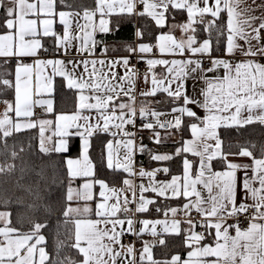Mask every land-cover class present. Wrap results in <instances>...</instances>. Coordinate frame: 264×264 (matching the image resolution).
Returning a JSON list of instances; mask_svg holds the SVG:
<instances>
[{
  "label": "snow or ice",
  "instance_id": "snow-or-ice-1",
  "mask_svg": "<svg viewBox=\"0 0 264 264\" xmlns=\"http://www.w3.org/2000/svg\"><path fill=\"white\" fill-rule=\"evenodd\" d=\"M176 13L184 20L170 24ZM114 16L147 17L168 30L154 44H124L127 55L110 58L109 51L118 49L97 35L119 30ZM144 34L135 32L139 40ZM45 38L53 42L52 58L41 56L49 52ZM217 51L223 55L214 56ZM0 60L15 62L12 72L0 73V96L13 93L12 100H0V154L23 160L25 148L17 150L8 140L26 130H38L36 147L43 156L67 154L73 138L80 139L79 155L63 160L67 188L59 201L50 195L57 178L49 184L43 168L36 184L24 189L32 198L26 207L43 211L44 218L17 227L12 212L0 210V264H264V147L259 156L254 144L232 152L221 135V129L239 134L248 125L264 126V0H0ZM139 63L146 65L143 73ZM57 77L73 93L71 112L56 110ZM139 80L145 86L138 92ZM195 82L203 84L198 93ZM158 95L170 111L153 107L163 103ZM145 130L156 146L180 135V146L160 152L145 145L143 136L138 143ZM185 132L190 138H183ZM99 135L111 137L100 163L120 176L119 187L96 176L89 153ZM144 153L157 163L179 158L181 173L166 166L137 171L136 156ZM15 168L0 164V173ZM27 170L20 168L22 174ZM160 173L170 179H157ZM76 181L81 183L74 187ZM153 208L164 218H140ZM54 214L52 255L45 230L51 233ZM239 216L247 217V228L239 226ZM125 236L135 239L125 243ZM169 237L181 239L186 258L154 257Z\"/></svg>",
  "mask_w": 264,
  "mask_h": 264
},
{
  "label": "trees",
  "instance_id": "trees-1",
  "mask_svg": "<svg viewBox=\"0 0 264 264\" xmlns=\"http://www.w3.org/2000/svg\"><path fill=\"white\" fill-rule=\"evenodd\" d=\"M119 20V30L110 34H100L98 40L104 42H119L133 41L135 36V17L131 18H117ZM146 24L151 28L154 27L153 23L148 21ZM62 82L60 79L56 81V110L57 111H69L74 109V96L73 93L63 88ZM12 100L13 93L8 92L4 96H0V100ZM38 136V130H31L26 132H21L16 134L14 137L9 138V145L15 144L17 150L21 146L25 148V152L21 153L20 156L23 157V160L17 158L15 161L11 160L10 157H5L3 154H0V164L14 163L16 168L12 172L0 173V210H9L13 214V224L17 227L26 228L31 220L36 218H44L46 215L41 211L38 214H34L30 209L26 207L27 204L31 203L32 198L28 196L25 192V188L28 186H34L39 179L36 173L40 172L41 168L44 169L45 175L48 178V183L51 184L52 178L55 176L57 182L54 185H51L50 195L53 202L59 201L64 193L66 192L67 182L64 179L65 169L63 167V160L69 156L79 155V146L80 139L78 137L73 138L72 148L67 154H52L51 156H43L38 152L36 147L37 140L35 139ZM223 139L225 140L226 145H231L230 151L237 152L239 151L240 146H250L254 144L256 147L253 149L254 153L259 156L260 150L264 147V126L259 124L248 125L245 128L241 129L239 134L235 130H224ZM94 144L91 149V156L97 166V171L99 174H110V171L100 163L102 153H103V144L102 141L97 137H94ZM32 145L29 148V145ZM149 148H153L157 151L163 152L170 149V145L156 146L151 142H147ZM166 148V149H165ZM142 162L145 164L154 163L151 160H148L147 153L141 154ZM55 165V168L53 167ZM25 167L28 169L25 173H21L20 168ZM76 183V182H75ZM43 187V184L41 185ZM23 200V205H17L16 200ZM5 201H9L5 205ZM59 205H57V208ZM55 224L56 218L55 214L53 215L50 221V228L52 229L49 234L48 230H45L46 238L48 241V248L50 254L55 255L54 241H55ZM63 238V237H61ZM69 254H73L71 250H67Z\"/></svg>",
  "mask_w": 264,
  "mask_h": 264
},
{
  "label": "crops",
  "instance_id": "crops-1",
  "mask_svg": "<svg viewBox=\"0 0 264 264\" xmlns=\"http://www.w3.org/2000/svg\"><path fill=\"white\" fill-rule=\"evenodd\" d=\"M249 2L251 3V0H249ZM261 2V0H257V3L259 4ZM138 11L139 10H142V6H138ZM135 17V20H136V24H135V32L136 30L139 28L141 30L144 31V37H143V40H139L136 35L134 36V39L133 41H128L127 43H124L125 41H119V42H104L106 43L110 49L112 48H116L118 49V51H109L108 53V56L110 58H113V57H118V56H124V55H127V53L123 50V45L124 44H138V43H149V44H154L156 41H155V38L157 35L160 34L161 31H167L168 29L167 28H164V29H158L156 27V25L154 24V22H152L149 18L147 17H139V16H134ZM117 18L119 17H112V21L113 23H116L117 22ZM184 20V14H181V13H176L175 14V21L173 20H169V23H174V22H182ZM148 21L152 22L154 27L151 28L150 26H148V24H146ZM57 31H62V28L60 26H57ZM114 33V32H113ZM100 34L97 35V40H98V36ZM103 35H106V34H103ZM203 36H207L206 33H203L202 34ZM175 36L177 37V39H180L182 34L180 33L179 30H177L175 32ZM44 43V46L46 48L49 49V52L48 53H41V56L42 58H52V54H51V49H52V40L50 38H45L43 41ZM102 47V46H101ZM214 56H222L223 55V52L222 51H217V52H214L213 53ZM97 56L99 57L100 56V47L97 48ZM179 58V57H177ZM240 59L239 56L236 57V60L238 61ZM26 63H31V60H26L25 61ZM262 63H264V61H261ZM14 61H10L8 65H4L3 64V61L0 60V73H4L5 71L7 72H12L13 71V68H14ZM50 71V70H49ZM159 71V69H158ZM209 75H212L211 73ZM60 79L59 77L56 78V81ZM61 80V79H60ZM144 83L142 80H139L137 82V91L139 92L140 90H142L144 88ZM192 86H193V81H189L188 82V91H189V94H193L192 93ZM195 86H196V89H197V93H198V90L199 88L203 87V84L201 82H195ZM72 93V92H71ZM140 97L138 96L137 98V105H139L140 103ZM157 100H161L163 101V103H160V104H154L153 107L156 108L157 110L159 111H162V112H168L170 111L169 107H168V104H167V101H166V98L162 95H158L156 97ZM5 111V104L4 103H0V116L3 115ZM72 110H69L67 112H71ZM36 114L37 116H41L42 115V112L40 109H36ZM14 116V113L12 114ZM202 115V113H201ZM46 118H53L51 116H48ZM171 117L170 116H164L162 117V119H170ZM32 130H37V129H32ZM26 131H31V130H26ZM26 131H23V132H26ZM223 131L224 129H221V135H223ZM161 135H165V133L163 132V130H161ZM94 137H97V136H94ZM94 137L92 138V147H93V144H94ZM183 138L184 139H188L190 138V133H187L185 132L183 134ZM98 139L102 141V144H103V151H104V145L105 143L107 142V140L111 139L110 136H107V135H99L98 136ZM181 139V136L180 135H176L174 137V140L173 139H169L167 141L164 142L163 145H170V149L168 150H165L163 152H173L175 150L176 147H179V143L178 141ZM175 141V142H174ZM92 147L90 148V157L91 159L93 160L92 156H91V149ZM166 149V148H165ZM78 156V155H77ZM77 156H69V157H72V158H76ZM191 158V157H190ZM229 159H232L234 162H237V163H251V161L246 158V157H229ZM94 162V160H93ZM95 163V162H94ZM143 166L145 169L147 170H151L152 168H155V167H169L171 169V174H175V175H179L181 173V162H180V159L177 158L173 161H169V162H164V163H157V162H154L150 165L148 164H145L144 162H138L137 161V156H136V169L137 171H139L140 167ZM216 169L217 170H220V165H216ZM110 171V174H99L98 171H97V167H96V176L97 178L99 179H102L104 180L105 182L109 183L110 185L112 184H115L117 187L120 186V176L119 175H114V173L112 172V170H109ZM240 175L242 176L243 173H240ZM157 179H160V180H167V179H170V176L169 175H165L164 173H162V176H158ZM146 182V181H145ZM79 183H81V181H76V183H74V187L77 186ZM136 183H140V179L137 178L136 179ZM98 187H97V191H98ZM151 195V194H149ZM172 204V206H177V204H180L182 203V201H172L170 202ZM141 219H163V215L161 213H156L154 211V208L150 211V213L148 214H144L142 217H140ZM180 218V217H178ZM235 221H230V223H234ZM248 226V222L246 224H244L243 226H240L241 228H247ZM203 230V229H202ZM232 231V234H234V230H230ZM144 239H148L150 240L151 237L148 236V235H145L144 236ZM208 242V241H206ZM141 243L140 242H136V247L137 249H139L141 247ZM187 251L188 249H186L184 246H183V243L181 241L180 238H176V237H169L168 238V241H167V247L166 248H162V247H157L153 250L154 252V257L157 258V259H164V258H168L170 259L172 255H180L182 258H186L187 257Z\"/></svg>",
  "mask_w": 264,
  "mask_h": 264
},
{
  "label": "built area",
  "instance_id": "built-area-1",
  "mask_svg": "<svg viewBox=\"0 0 264 264\" xmlns=\"http://www.w3.org/2000/svg\"><path fill=\"white\" fill-rule=\"evenodd\" d=\"M132 62H133L134 64L137 63L135 57H133ZM207 66H208L207 63H205V67H207ZM137 67L140 69L141 73H143L144 70H145V68H146V65L143 64V63H139V64H137ZM140 123H141V121L138 119V120H137V127L140 126ZM140 136H143V143H144V144H147V142H151V141L148 139V137L150 136V132H148L147 130H145V131H143V132H141V133H138V136H137V142H138V143H139V140H140ZM151 143H152V142H151ZM147 155H148V154H147ZM148 160H150V159H149V156H148ZM137 161L142 163L141 154H137ZM158 176H162V173L158 174ZM251 211H252V210L250 209V210H249V214L251 213ZM177 218H178V217H177ZM236 221H239V226H243L244 224H246V223L248 222V219H247L246 216H239V217L236 218ZM236 221H235V222H236ZM197 231H203V230L198 228ZM134 239H135L134 237H131V236H125V237H124V242H125V243H129V242L134 241Z\"/></svg>",
  "mask_w": 264,
  "mask_h": 264
}]
</instances>
